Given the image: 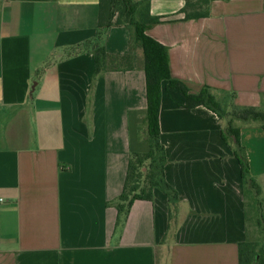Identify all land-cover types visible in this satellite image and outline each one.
<instances>
[{
  "label": "crops",
  "instance_id": "1",
  "mask_svg": "<svg viewBox=\"0 0 264 264\" xmlns=\"http://www.w3.org/2000/svg\"><path fill=\"white\" fill-rule=\"evenodd\" d=\"M184 8L149 2L160 23L146 34L167 48L171 78L191 94L207 88L223 113L264 111V0H212L207 17L189 20ZM98 9L99 0H0V264H238L251 230L227 118L183 107L166 84L159 140L177 211L169 229L156 189L116 227L112 203L143 149L145 74L140 51L131 70L97 75L91 51L69 54L95 38ZM104 47L128 54L127 28L109 29ZM234 125L264 207V127Z\"/></svg>",
  "mask_w": 264,
  "mask_h": 264
},
{
  "label": "trees",
  "instance_id": "2",
  "mask_svg": "<svg viewBox=\"0 0 264 264\" xmlns=\"http://www.w3.org/2000/svg\"><path fill=\"white\" fill-rule=\"evenodd\" d=\"M185 1V19L203 18L209 15L207 6L212 0ZM150 0H99L96 35L91 41L71 49L69 54H80L91 51L95 60V75L102 71L131 70L133 68V53L141 52L145 74L146 109L144 123L146 137L143 149L130 154L125 182L120 195L113 201L116 211V227L122 226L127 219L133 202L137 200L152 201L154 191H162L169 201V229L172 215L177 211V193L166 182L164 167L166 164L164 148L160 143L159 110L161 105V87L166 84L170 89H176L183 97V107L193 109L203 106L213 112L221 113L227 118L222 131L223 140H231L235 148V156L241 167L245 214L247 227L250 226L251 213L259 212L263 205L260 199V189L249 171L248 162L239 140V129L234 122L260 123L264 127V111L254 108L241 110L231 109L223 113L219 102L207 88L198 94H191L180 81L170 76L167 48L150 38L146 29L152 24L160 23V19L152 17L149 12ZM125 27L129 31V53L117 57L109 55L104 47V39L109 29ZM259 219V224L261 217ZM257 219V221H258ZM251 230V226H250ZM247 234L244 242L238 244V264H264V243L260 245L259 236L253 239Z\"/></svg>",
  "mask_w": 264,
  "mask_h": 264
},
{
  "label": "rangeland",
  "instance_id": "3",
  "mask_svg": "<svg viewBox=\"0 0 264 264\" xmlns=\"http://www.w3.org/2000/svg\"><path fill=\"white\" fill-rule=\"evenodd\" d=\"M221 102L223 103V100H221ZM223 105V106H222ZM221 107H224V104H221ZM224 109V108H223ZM146 137V125L143 122V125L141 127V138L144 140ZM263 205L260 207L259 212H257V210H255V212L253 211V213H251V219H250V226H251V230L253 231V239H256L258 236L261 240V243L259 244V247L261 244L264 243V209H263ZM253 214V215H252ZM261 217L260 220V224H259V219ZM258 219V221H257Z\"/></svg>",
  "mask_w": 264,
  "mask_h": 264
}]
</instances>
